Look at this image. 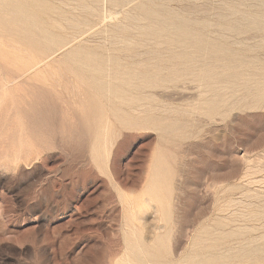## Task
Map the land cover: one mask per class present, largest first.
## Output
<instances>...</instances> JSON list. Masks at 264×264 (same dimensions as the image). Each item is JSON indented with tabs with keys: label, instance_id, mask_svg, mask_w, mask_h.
Returning <instances> with one entry per match:
<instances>
[{
	"label": "rangeland",
	"instance_id": "obj_1",
	"mask_svg": "<svg viewBox=\"0 0 264 264\" xmlns=\"http://www.w3.org/2000/svg\"><path fill=\"white\" fill-rule=\"evenodd\" d=\"M4 82L0 264H264V0H0Z\"/></svg>",
	"mask_w": 264,
	"mask_h": 264
},
{
	"label": "bare ground",
	"instance_id": "obj_2",
	"mask_svg": "<svg viewBox=\"0 0 264 264\" xmlns=\"http://www.w3.org/2000/svg\"><path fill=\"white\" fill-rule=\"evenodd\" d=\"M115 27H117V26H115ZM116 29V28H115ZM30 36V35H29ZM28 36V37H29ZM7 86V85H6ZM6 87H5V82H4V84H2L1 86H0V89H5ZM250 92H252V91H250ZM254 93V92H253ZM252 96H254V94L252 95ZM245 97H250V96H245ZM255 97H260V95H256ZM258 99V98H257ZM259 100V99H258ZM159 177V176H158ZM152 184V183H151ZM154 188V187H153ZM152 189V188H151ZM152 191V190H151ZM155 194V193H154Z\"/></svg>",
	"mask_w": 264,
	"mask_h": 264
}]
</instances>
